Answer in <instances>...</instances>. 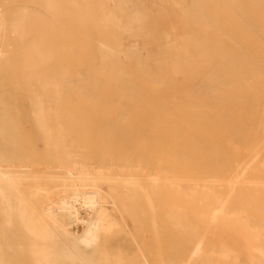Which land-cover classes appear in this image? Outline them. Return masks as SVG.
Instances as JSON below:
<instances>
[{"label":"bare ground","instance_id":"obj_1","mask_svg":"<svg viewBox=\"0 0 264 264\" xmlns=\"http://www.w3.org/2000/svg\"><path fill=\"white\" fill-rule=\"evenodd\" d=\"M0 264H264V0H0Z\"/></svg>","mask_w":264,"mask_h":264},{"label":"rangeland","instance_id":"obj_2","mask_svg":"<svg viewBox=\"0 0 264 264\" xmlns=\"http://www.w3.org/2000/svg\"><path fill=\"white\" fill-rule=\"evenodd\" d=\"M234 190H236V188ZM256 213L257 211L249 212L250 215H255ZM185 215L190 219L189 221L194 224H196L195 222H198V218L201 217L198 212L194 213L192 211H185ZM199 232L208 242H227L232 239V232L230 230L225 228H214L212 225L203 226Z\"/></svg>","mask_w":264,"mask_h":264}]
</instances>
